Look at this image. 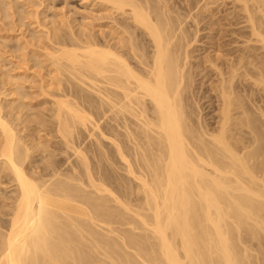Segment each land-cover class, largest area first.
<instances>
[{"label":"bare ground","instance_id":"1","mask_svg":"<svg viewBox=\"0 0 264 264\" xmlns=\"http://www.w3.org/2000/svg\"><path fill=\"white\" fill-rule=\"evenodd\" d=\"M86 1L99 18L62 30L0 0V264L264 263V138L237 94L264 91V0H233L239 54L209 61L217 132L187 110L168 3Z\"/></svg>","mask_w":264,"mask_h":264},{"label":"rangeland","instance_id":"2","mask_svg":"<svg viewBox=\"0 0 264 264\" xmlns=\"http://www.w3.org/2000/svg\"><path fill=\"white\" fill-rule=\"evenodd\" d=\"M8 0L14 4V11L18 12L28 4L32 10L38 9L40 12L41 23L51 22L58 25L60 20L69 19L71 25L79 30L81 25L88 23L94 18H99L97 7L86 0ZM170 6L173 15L178 14L180 22H182V30L187 34V40L190 41L188 48L189 62L186 70L189 72L190 89L186 93L187 110L193 113V117L200 119L205 128L210 132H217L219 127L220 115V99L216 85L220 76L217 69L212 68L209 61H213L222 70L226 67L222 65L226 58H229L230 51L239 54V47L242 46L243 40L238 39V43H234L233 36L228 31V14L234 8L233 0H214V5L209 9H204L205 0H165ZM36 4V5H33ZM13 11V12H14ZM45 18V19H43ZM9 20H6V22ZM122 22V19L120 20ZM102 25L109 23L108 20L100 21ZM241 26V25H240ZM240 26L234 27L239 29ZM58 27L62 30L61 25ZM0 28L3 23L0 22ZM21 30L32 31V27L28 25L16 28V33L21 37ZM104 30V29H103ZM264 60V55H261ZM237 94L240 96V102L249 110V117L252 121L258 122V129L264 138V126L261 123L259 108L264 110V91L245 82L244 78H237ZM3 84L0 81V96L5 101L2 94ZM38 98L33 100L34 107H37ZM40 107L37 108V110ZM241 112V110H240ZM239 113V112H238ZM237 117L239 116L236 115ZM263 121V120H262ZM250 129L244 128V132L238 136L250 137L248 132ZM231 134V132H230ZM264 161V156L262 157ZM257 242L249 241L248 246L251 252L257 254ZM258 264H264L260 262Z\"/></svg>","mask_w":264,"mask_h":264}]
</instances>
